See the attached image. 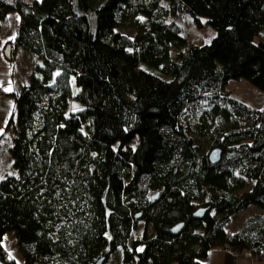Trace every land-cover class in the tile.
<instances>
[{
  "label": "trees",
  "instance_id": "1",
  "mask_svg": "<svg viewBox=\"0 0 264 264\" xmlns=\"http://www.w3.org/2000/svg\"><path fill=\"white\" fill-rule=\"evenodd\" d=\"M186 15L216 31L209 43L185 36ZM2 41L7 59L37 60L0 136L1 261L19 264L7 237L21 264L264 260V108L227 87L264 91V0H0Z\"/></svg>",
  "mask_w": 264,
  "mask_h": 264
},
{
  "label": "rangeland",
  "instance_id": "2",
  "mask_svg": "<svg viewBox=\"0 0 264 264\" xmlns=\"http://www.w3.org/2000/svg\"><path fill=\"white\" fill-rule=\"evenodd\" d=\"M18 14L13 13L9 16L7 21V29L8 34L10 37H14L17 29V24L19 19H17ZM190 16L186 15L184 18H177L174 17V20H176L181 26L185 27V36L194 44L196 45H202L209 43L210 40L216 35V31L208 26L204 20L203 21V27L198 28L194 23L190 21ZM144 26L142 21L134 22L131 24V26H123L120 28V30L128 34L130 36H134L136 33H138L139 29ZM1 44V42H0ZM0 66L5 65L10 68L13 76V81L15 85V94H19L22 87L24 85L29 84L30 82V71H33L35 68L34 64H31V60H37L36 57L28 52H21L20 50L17 51L16 55H14V58L11 60L7 59L6 56H4L2 49L0 48ZM34 72V71H33ZM228 89L232 91V95L234 98H236L241 103L250 106V107H256L259 109L264 108V91H261L251 84H249L244 79L239 80H230L228 85ZM0 98L3 96L2 91L0 90ZM80 107L79 104L73 103L72 109L76 110ZM5 122L0 120V136L3 134L2 139L4 138L5 141H7L8 137H12L14 135V130L12 128H9L8 130L5 129ZM207 136L205 138H202L200 136V132L197 131L196 139L198 142L203 143V150L206 149L205 141ZM259 211L258 208L254 206H250L247 209L241 211L237 215H235L232 218V221L229 225L226 227L227 232L236 231L243 223L244 219L255 216L257 212ZM6 247L10 254V251H13L15 255H17V251L15 246L13 245L12 240L10 237H7L6 239ZM229 249V248H228ZM19 256V255H18ZM255 259V258H254ZM106 264H124L122 262L121 255H115V258L111 261H109Z\"/></svg>",
  "mask_w": 264,
  "mask_h": 264
},
{
  "label": "crops",
  "instance_id": "3",
  "mask_svg": "<svg viewBox=\"0 0 264 264\" xmlns=\"http://www.w3.org/2000/svg\"><path fill=\"white\" fill-rule=\"evenodd\" d=\"M8 37L11 38L8 34ZM4 41L0 44L2 49ZM1 51V50H0ZM0 66V90L3 96L0 98V120L6 121L11 113L15 111V104L13 101V95L15 94V85L13 81L12 72L9 67ZM17 251V249H16ZM15 255L13 251H10V257L12 260L21 264L20 256ZM204 264H264L263 261L254 259L247 251L242 253H234L228 248H216L208 253L206 259L203 260Z\"/></svg>",
  "mask_w": 264,
  "mask_h": 264
},
{
  "label": "water",
  "instance_id": "4",
  "mask_svg": "<svg viewBox=\"0 0 264 264\" xmlns=\"http://www.w3.org/2000/svg\"><path fill=\"white\" fill-rule=\"evenodd\" d=\"M221 154H222V151L219 148H215V149L210 151L209 160L213 163H218L221 159ZM205 212H206L205 208H199L196 210L195 216L196 217H202ZM182 227H183V224L178 223L172 227L171 231L173 233H178L182 229ZM102 262H103V259H101L97 264H102ZM0 264H6V263H4L3 261L0 260Z\"/></svg>",
  "mask_w": 264,
  "mask_h": 264
},
{
  "label": "snow or ice",
  "instance_id": "5",
  "mask_svg": "<svg viewBox=\"0 0 264 264\" xmlns=\"http://www.w3.org/2000/svg\"><path fill=\"white\" fill-rule=\"evenodd\" d=\"M17 19H19V17H17ZM58 74V73H57ZM12 173H9V175H11ZM3 176H0V179H3Z\"/></svg>",
  "mask_w": 264,
  "mask_h": 264
},
{
  "label": "clouds",
  "instance_id": "6",
  "mask_svg": "<svg viewBox=\"0 0 264 264\" xmlns=\"http://www.w3.org/2000/svg\"><path fill=\"white\" fill-rule=\"evenodd\" d=\"M0 95H1V93H0Z\"/></svg>",
  "mask_w": 264,
  "mask_h": 264
}]
</instances>
